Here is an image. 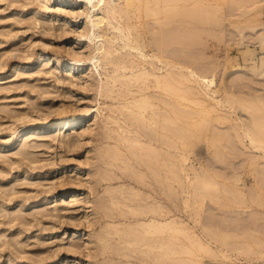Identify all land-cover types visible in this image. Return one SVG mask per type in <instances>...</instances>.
<instances>
[{
    "label": "rangeland",
    "instance_id": "obj_1",
    "mask_svg": "<svg viewBox=\"0 0 264 264\" xmlns=\"http://www.w3.org/2000/svg\"><path fill=\"white\" fill-rule=\"evenodd\" d=\"M34 2L0 0V264H143L124 228L146 203L166 221L148 264H264V0L138 1L114 22L130 45L107 26L118 38L97 66L85 4ZM161 56L216 91L164 76Z\"/></svg>",
    "mask_w": 264,
    "mask_h": 264
},
{
    "label": "bare ground",
    "instance_id": "obj_2",
    "mask_svg": "<svg viewBox=\"0 0 264 264\" xmlns=\"http://www.w3.org/2000/svg\"><path fill=\"white\" fill-rule=\"evenodd\" d=\"M17 1H22L23 3H25V5L28 4H32V3H36L34 1L37 0H17ZM41 2L44 3L43 7H50L52 2H55L56 0H40ZM60 2L66 3L67 1H74V0H58ZM141 1V0H76V2H80L82 4H85L87 10L85 12V23L88 26V34H89V41L93 42L96 45V51H94L95 53L92 55V63L94 65H98L101 64L102 59L106 58L107 55L111 54V50H110V42L111 41H115L118 38V35L116 33H114L111 37H107L106 33H105V29L108 26V28H112L114 29V31L119 32L120 38L125 40L127 39L128 41L125 40V44L126 45H130V41L132 40L131 38V33H129L128 35L124 33V30L122 27L120 26H116V24H114V22L118 23L119 20H117V15L119 14L118 12H126L130 9H133L136 5V2ZM38 7L42 6L40 4H37ZM36 10V9H33ZM46 23H42L40 24V27L43 29H47L50 28V25H47ZM263 35H260V37ZM109 40H111L110 42H108ZM133 48H136L135 46L132 45ZM140 50V56H145L144 52L139 48ZM54 61H56L58 64H62V62H64V64H66V66H68V68L71 71H75L76 69H79L80 65L82 64V60H67L63 61L61 58L52 55L51 56ZM158 61H160V63L162 64V67H160L161 69L165 70L164 76H167L168 74H171L173 70H176L178 73H180L182 75V77L184 78V83L186 85H188L187 87H190L191 90L194 86L199 87L201 92H203L206 96H209L208 94H210V92H212L214 85H216V78L214 76H208L205 73H200L197 70H195L193 67H188V66H178L180 64H176V62L174 61H170L167 59H164L161 57L157 58ZM80 64V65H79ZM204 72V71H203ZM134 75L136 76H140V75H147V73H149L146 70H142L141 72H133ZM149 75H151V73H149ZM156 79H158V77L156 75H154ZM170 76V75H169ZM128 77H133L132 75H127V74H120L118 73L117 75H114L113 79L115 80H125ZM168 79V78H167ZM225 80V79H223ZM195 87V88H196ZM197 89H194V91ZM193 91V90H192ZM216 91V90H214ZM213 91V93H214ZM198 93V92H197ZM200 94V93H198ZM148 95L142 97L145 98ZM134 101V100H131ZM128 101V102H131ZM145 102V99H141V104L143 105V103ZM127 102H125L126 104ZM90 111H80L78 113H75L73 115H64V113H61V115L58 118H50L49 116H46L44 119L39 120L38 122H36L34 124V126H40V127H46V128H64L65 126H68L70 124L72 125H77L80 123V121L89 116ZM142 120V119H141ZM70 122V124H69ZM34 127L27 129V128H23L22 130L18 131V135H20L21 137L24 138V135H26L29 130H32ZM174 130V129H172ZM175 130H177L175 128ZM250 135V134H248ZM251 136V141L252 143H256V139ZM22 138V139H23ZM133 140H139V139H133ZM259 148H264V140H261L259 145ZM118 175V173H116ZM145 184V182H143ZM207 186V184L203 181L202 182V188H205ZM74 191H72L71 194H73ZM75 193V192H74ZM115 193V192H114ZM111 194V195H114ZM139 193L137 192V195ZM76 196V194H74ZM141 207V215H142V220H138L136 219L135 221H130L131 223L127 224L128 226H132L129 229H125L126 231V235H130L132 237H136L137 238V242L140 243V248H141V252H142V258H141V262H143V264H148L149 260H148V249H149V231H157L160 230L162 228V225L166 222L163 220H160L158 218H152L149 220H146L145 218L148 217V205L146 204H140ZM121 210H126L130 213H135V210H129L126 208H121ZM0 216H3L2 214H0ZM133 216H136V214H133ZM112 232L118 231V227L115 226L114 224L110 225ZM152 233V232H150ZM75 241L76 239H80V233H78L77 230L73 231V236H72ZM199 240V239H197ZM202 240H200L199 242H201ZM77 242V241H76ZM72 247L74 250H78L79 248V242L74 243L72 242ZM131 244V243H130ZM202 242L199 244V246L201 245ZM203 246H205V244H203ZM147 247V248H146ZM206 248L207 245L205 246ZM205 247H202V249H206ZM65 259L68 260V257H65ZM131 259V258H130ZM129 264H133L132 259L129 261H126ZM184 262V261H183ZM180 263V262H178ZM185 263V262H184ZM181 263L180 264H184ZM190 263V262H189ZM188 263V264H189ZM187 264V263H186Z\"/></svg>",
    "mask_w": 264,
    "mask_h": 264
}]
</instances>
